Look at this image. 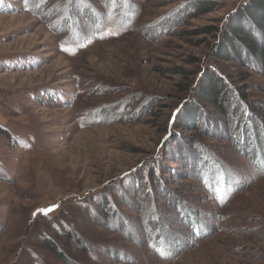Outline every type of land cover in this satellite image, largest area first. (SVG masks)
<instances>
[{
  "label": "rangeland",
  "instance_id": "374dc122",
  "mask_svg": "<svg viewBox=\"0 0 264 264\" xmlns=\"http://www.w3.org/2000/svg\"><path fill=\"white\" fill-rule=\"evenodd\" d=\"M45 1L0 0V264H264V162L179 116L245 0ZM215 61L264 120V74ZM151 165L193 224L150 202Z\"/></svg>",
  "mask_w": 264,
  "mask_h": 264
},
{
  "label": "trees",
  "instance_id": "16d2710c",
  "mask_svg": "<svg viewBox=\"0 0 264 264\" xmlns=\"http://www.w3.org/2000/svg\"><path fill=\"white\" fill-rule=\"evenodd\" d=\"M49 1L46 0L45 2ZM63 1L68 5L71 2L75 5V1L78 0ZM46 3L42 7L46 6ZM194 6L195 13L191 17L205 14V12L212 11L217 7L210 0L197 2ZM72 9L74 8H70V10ZM225 21L220 34H218L217 42L211 48L210 64L205 67V72L198 82L194 97L191 96L193 102L179 116L181 117V124L187 130H202L207 135L214 134L231 141L234 139L233 142L237 148L261 165L260 161L264 162V136H262V132L264 135V120L257 113L256 108L252 109L250 105L246 104L247 100H245L243 88L240 90L230 83L228 77L225 76L226 74L216 66L215 59H223L244 68L258 70L264 74V0L243 1ZM213 30L216 31V28ZM210 109L214 110L212 114L208 113ZM177 142L179 147L176 149L179 151L172 161H179L192 166L189 167L191 169L189 175L196 176L197 173L201 172L200 168L205 165L209 166L211 155L204 156L205 150L199 141H194L192 144L189 141L186 144L180 140ZM252 144L258 148L259 158L254 157V149H249V145ZM157 168L162 170L160 164ZM157 168L151 165L148 171L149 175L145 179L144 188L146 186V189L148 188L147 193L151 198L150 202L152 199L162 200L174 212L179 213L178 218L183 217L186 221H191L196 212H190L183 197L170 190L164 171L156 173ZM175 171L176 169L173 168L172 172L175 173ZM212 181L213 179H210V183L207 181L202 183L201 186L205 191L211 190ZM140 188L142 189L143 186ZM152 206H154V212L160 215L159 219H161L163 213H160L162 209L158 203L153 202ZM191 224H193L192 221ZM55 254L64 260L63 253L60 251H56Z\"/></svg>",
  "mask_w": 264,
  "mask_h": 264
}]
</instances>
